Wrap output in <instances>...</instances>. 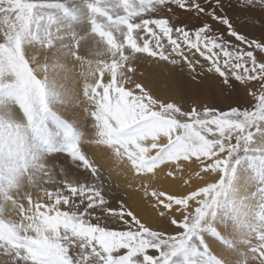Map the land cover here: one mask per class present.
I'll list each match as a JSON object with an SVG mask.
<instances>
[{"label":"snow or ice","instance_id":"snow-or-ice-1","mask_svg":"<svg viewBox=\"0 0 264 264\" xmlns=\"http://www.w3.org/2000/svg\"><path fill=\"white\" fill-rule=\"evenodd\" d=\"M0 264H264V0H0Z\"/></svg>","mask_w":264,"mask_h":264},{"label":"bare ground","instance_id":"bare-ground-1","mask_svg":"<svg viewBox=\"0 0 264 264\" xmlns=\"http://www.w3.org/2000/svg\"><path fill=\"white\" fill-rule=\"evenodd\" d=\"M147 67L148 66L145 65L140 70L141 71H145V69H147ZM154 87H159L161 92H163V85L159 81L156 82ZM109 167H110V165L105 164V168L106 169H108ZM111 183L113 185V190L114 191H119L121 195H123V191L128 190V189H126L127 180H126L125 176L123 175V173L117 174L116 172H112L111 173ZM116 184H120L121 185V189H119V190L116 189V187H115ZM128 191H130V190H128ZM137 203H139L138 200H137Z\"/></svg>","mask_w":264,"mask_h":264}]
</instances>
